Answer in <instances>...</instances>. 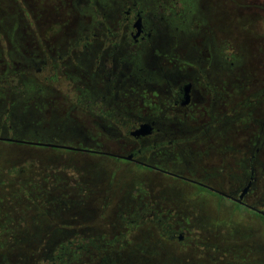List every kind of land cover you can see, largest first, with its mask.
<instances>
[{
	"label": "flooded vegetation",
	"instance_id": "obj_1",
	"mask_svg": "<svg viewBox=\"0 0 264 264\" xmlns=\"http://www.w3.org/2000/svg\"><path fill=\"white\" fill-rule=\"evenodd\" d=\"M259 1L75 0L73 7L82 6L79 12L91 22L81 32L102 38L83 44L67 61L71 69L66 63L64 68L61 56L19 48L14 21L0 13V37L8 46L0 50V83L10 85L12 80L4 75L22 71L36 89L26 102L30 111L22 113L38 121L31 119L23 127L24 139L66 145L77 140L83 151L76 153L159 173L249 215L264 238V45H242L239 54L228 57L222 44V36L236 26L234 17L241 16L243 24L259 11L264 14V2L260 8ZM161 5L169 12L165 17L157 11ZM196 21L201 22L197 30L192 28ZM197 37H204V56L192 47ZM82 74L88 81L80 79ZM59 82L70 89L58 92ZM6 91L4 101L12 102L16 96L12 89ZM127 98L134 111L122 103ZM49 100L55 101L51 105ZM63 102L68 112L61 116ZM6 105L0 101L4 114L10 110ZM93 107L109 112L96 116L87 111ZM144 107L150 113L143 114ZM77 111L115 139L116 152L104 150L89 128L70 118ZM142 125L150 133L132 136ZM0 129V134L16 130L6 124ZM206 162L214 164L203 168ZM176 227L168 238L183 243L189 233L186 225Z\"/></svg>",
	"mask_w": 264,
	"mask_h": 264
},
{
	"label": "rangeland",
	"instance_id": "obj_2",
	"mask_svg": "<svg viewBox=\"0 0 264 264\" xmlns=\"http://www.w3.org/2000/svg\"><path fill=\"white\" fill-rule=\"evenodd\" d=\"M263 2H258L260 8ZM73 4L75 0H0V13L14 21L19 48L41 53L45 50L61 56L64 68L66 63L71 69L67 61L73 59V54L81 52L83 44L102 38L81 32V27L87 28L91 22L86 13L79 12L82 6L77 9ZM157 11L162 17L169 14L162 5ZM240 18L234 17L236 26L232 34L221 37L225 56L239 54L242 45L247 49L255 43L264 45L263 11L243 24ZM225 23L232 28L230 21L224 20ZM200 24L196 21L192 28L197 30ZM203 39L197 37L191 42L201 56L205 54L201 47ZM7 47L1 38L0 50L5 52ZM159 64L166 67V62L159 61ZM80 79L88 81V75L82 74ZM69 89L59 82L58 92L65 93ZM49 101L52 105L55 100ZM63 103L61 116L68 112V103ZM122 103L128 104L129 110H135L130 107L134 106L131 98ZM87 111L96 116L109 112L98 107ZM141 112L150 113L145 107ZM71 116L72 120L89 128L88 133L98 145L105 147L104 150L116 152L119 144H114L115 139L104 131L92 127L90 117L79 111L71 112ZM72 145L79 147V141H72ZM211 164L214 163L206 162L202 167ZM28 194L35 201L40 197H57L71 202L74 209L90 216V225L99 234L110 240L147 241L158 254H166L184 264H264V253L259 252L264 247L259 224L249 215L234 210L229 203H219L216 198L196 193L187 185L133 164L88 153H61L0 142V226L11 225L15 209L20 210L18 207L22 205L30 207L33 214L42 210L40 202L35 206L25 200ZM46 222L55 224L54 220ZM66 223L71 222L66 220ZM182 224L189 232L184 234V242L168 238L172 231L178 230L176 226Z\"/></svg>",
	"mask_w": 264,
	"mask_h": 264
},
{
	"label": "trees",
	"instance_id": "obj_3",
	"mask_svg": "<svg viewBox=\"0 0 264 264\" xmlns=\"http://www.w3.org/2000/svg\"><path fill=\"white\" fill-rule=\"evenodd\" d=\"M5 77L12 81L10 85L0 83V101L6 103L10 110L4 114L0 109V124L14 126L16 130L15 134L12 129L2 132L0 142L61 153L83 151L72 144L40 139L35 142L25 140L23 136L26 131H23V127L31 119L37 118L33 119L22 112L30 111L26 102L28 95L36 89L31 83L33 80L26 73L23 75L22 71L6 73ZM8 89H12V95L16 96L12 102L8 99L4 101ZM11 113L13 114L10 116ZM34 125L37 126L38 123ZM25 200L35 206L36 202H40L42 210L33 214L30 207L22 205L18 207L20 210L15 209L13 220L9 222L12 226H0V264H182L180 260L166 254H158L147 241L142 243L139 240H110L99 234L90 225V216L82 210L74 209L71 202L57 197H40L35 201L29 194ZM45 220H54L55 224L45 223ZM66 220L71 223L65 224Z\"/></svg>",
	"mask_w": 264,
	"mask_h": 264
},
{
	"label": "water",
	"instance_id": "obj_4",
	"mask_svg": "<svg viewBox=\"0 0 264 264\" xmlns=\"http://www.w3.org/2000/svg\"><path fill=\"white\" fill-rule=\"evenodd\" d=\"M150 133V127L148 125H142L140 126L139 129L135 130L134 132L131 133L132 136L134 137H139V136H145ZM126 160H131V157L125 158ZM220 194V193H219ZM223 196V194H221Z\"/></svg>",
	"mask_w": 264,
	"mask_h": 264
}]
</instances>
